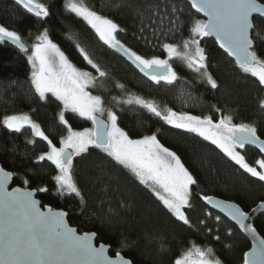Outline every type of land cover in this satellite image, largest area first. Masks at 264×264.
I'll list each match as a JSON object with an SVG mask.
<instances>
[{"label":"snow or ice","instance_id":"snow-or-ice-1","mask_svg":"<svg viewBox=\"0 0 264 264\" xmlns=\"http://www.w3.org/2000/svg\"><path fill=\"white\" fill-rule=\"evenodd\" d=\"M187 3L190 10L205 18L192 15L187 21V38L179 42L160 43L159 47L167 54L164 59L158 55L141 54L122 43L118 34L126 30L113 19L91 8L85 0H63V8L80 18L103 45L125 58L155 85L170 86L182 79L172 63L178 61L194 73L199 83L210 90L219 91L222 84L210 71V56L201 46L205 38L215 37L219 48L233 59L236 68L254 77L264 92V0H187ZM14 4L38 18L41 26L25 35L20 30L0 23V44H11L26 56L31 69L29 82L40 101H46L48 94H51L60 102L62 108L57 113V119L66 134H46L41 124L28 112L4 115L0 127L10 133L30 130L32 138L27 140L30 145H36V138L45 142L46 150L35 155L34 160L38 166L47 163L52 167L55 174L51 180L54 181L55 193L62 199L75 198L79 203L78 210L85 213L88 200L77 179L74 161L90 156V150H99V155L92 161L94 168L102 173L126 170L179 226L196 230L203 226L207 234L211 235L213 229L205 222L212 217L207 206L219 209L252 237L251 248L243 252L242 264H264V236H260L251 223L248 211L238 203L195 191L200 187V180L176 151L161 143L159 130L132 138L120 127L117 112L107 106L105 98L93 94L90 89L103 88L105 82L112 79L111 70L82 45L78 33L70 31L67 38L74 43L78 55L91 70L72 62L53 40L49 28L42 26L53 15L51 8L54 5L43 0H14ZM112 6L117 9L127 7L132 11L140 21V35L137 38L143 39L145 43H151L144 36L149 28L152 37L159 41L161 37L174 39L185 27L180 19L184 8L178 0H145L143 4L138 0H120ZM14 83L8 81L9 85ZM187 83L192 84L191 81ZM115 87L122 90L124 96L111 97L113 104L138 106L165 125L195 134L219 149L230 163L238 166V170L264 182V139L258 135L254 122L235 123L233 111L227 104L223 108L216 104L209 105L219 116L214 119L212 114L194 115L162 106L155 100L127 92L126 86L119 81ZM181 91L183 103H200V97ZM224 93L226 96L231 95L227 88ZM256 99L258 110L264 114V95ZM66 113H75L90 121L92 126L74 129L65 118ZM248 145L255 146L262 154L254 164L249 163L241 151ZM200 165L207 166L202 157ZM18 175V172L9 171L0 165V264H135L133 259L122 255V250L130 249L136 242L130 241L122 231L118 248L114 255H110L112 246L104 242L97 243V231L80 232L69 225L70 210L54 209L51 205H42L36 199L37 193L50 191L47 185L32 188L30 179L25 175L24 187L17 186L9 190V182ZM197 197L206 208L204 219L194 224L189 213L195 211L194 199ZM103 203L101 201V208ZM133 208L132 201L121 200L115 207L109 204L106 212L91 213L88 219L91 221L94 218L105 230L115 232L116 225L124 222V214L131 213ZM258 209L264 210V199L252 212ZM214 219L217 223L221 221L219 215ZM145 222L149 221L146 219ZM231 232V229L227 230L228 235ZM146 235L149 243L158 245L160 251L165 250L168 243L166 236ZM213 239L220 241L221 237L217 234ZM174 264H225V261L213 247L189 242Z\"/></svg>","mask_w":264,"mask_h":264},{"label":"trees","instance_id":"trees-1","mask_svg":"<svg viewBox=\"0 0 264 264\" xmlns=\"http://www.w3.org/2000/svg\"><path fill=\"white\" fill-rule=\"evenodd\" d=\"M43 2L54 5V7L51 8L53 15L47 18V23L42 26L49 28L53 40L60 45L73 63L78 67L91 70L78 55L74 43L67 38L70 31L78 33L82 45L93 53L98 61L109 66L112 79L107 80L103 88L90 90L93 94L102 95L105 98L107 106L117 112L118 124L131 137H140L159 130L158 138L161 143L176 151L185 165L200 180V187L195 191L234 201L244 210L250 209L264 199V182L250 177L243 170H238V166L230 163L223 153L210 142L203 141L195 134L185 133L184 130L165 125L159 118L139 109L138 106L116 105L111 102L113 96L121 98L124 96V92L115 87V83L119 81L126 86L127 92L155 100L162 106L166 105L175 111H188L194 115L212 114L214 119H218L219 116L210 109L209 105L216 104L223 108L227 104L233 111L235 123L254 122L258 135L264 137V114L258 110L256 99L264 95V92L260 90L254 77L241 73L236 68L234 62L218 48L213 39L205 38L201 46L210 56V71L222 84L219 91L210 90L208 86L199 83L194 73L180 66H175V69L182 78L181 80L170 86L155 85L135 71L119 54L113 53L103 45L94 31L80 18L67 13L63 8V0H43ZM119 2L120 0H85L91 8L113 19L126 30L118 34V39L122 43L148 56L162 57L164 51L159 44L179 42L182 38H187V21L192 15L200 17L190 10L185 0H178L180 6L184 8L180 19L185 27L176 34L174 39L161 37L159 41L152 37L149 28L144 36L151 43H145L143 39L137 38L140 35L138 31L140 21L132 11L127 7L117 9L112 6ZM138 2L143 4L145 0H138ZM0 23L11 29L20 30L25 35L28 31L35 32L36 27L41 26L38 18L27 14L11 0H0ZM145 23L148 22L145 21ZM30 71V65L24 54L11 44H0V85H3L0 86V120L6 114L28 112L34 120L41 124L46 134L63 135L65 129L57 119V113L62 105L51 94H48L46 101L39 100L29 82ZM8 81L16 83L9 85ZM188 81L192 84L189 85ZM225 88L230 90V96L225 95ZM181 90L184 94L191 92L193 96L200 97V103H183ZM33 109L35 111H32ZM66 115L74 120L75 116L72 113H66ZM76 119L79 123L82 122L79 118ZM31 138V132L28 129L21 133H10L1 127L0 165L20 174L13 177L12 186L24 187L23 177L25 175L30 179L32 188L47 185L49 192L37 193L41 204L70 210L69 223L80 232L97 231L99 235L97 242L110 244L112 246L111 255H114L118 248V240L122 231L130 241L136 242L130 249L122 250V254L133 259L135 264H174V260L189 246V242L213 247L225 264H242L243 252L248 249L249 243L226 218L207 208L212 212V217L205 221L207 226L213 229L211 235L207 234L203 226H199V230H196L177 225L155 198L126 170L102 173L94 168L92 161L99 155V150H90V156L86 155L84 159L78 158L74 161L77 165V179L88 200V208L82 214L78 210L79 203L75 198L62 199L55 193L54 181L51 180V176L55 174L52 167L47 163L36 165L35 155L45 151L46 147L45 142L39 138H36L35 146L28 144L27 140ZM50 138L53 137L50 136ZM243 151L250 162L259 156L252 149ZM201 157L206 161L207 166L201 167ZM121 200L132 201L134 208L131 213L124 214V222L116 225L115 232L105 230L94 218L91 221L88 219L91 213L106 212L109 204L115 207ZM101 201L104 202L103 208L100 206ZM194 203L195 211L190 212L189 215L196 224L198 220L204 219L206 206L198 197L194 199ZM216 215L221 217L219 223L214 219ZM146 219L149 222L146 223ZM253 225L264 236V215L259 216ZM228 229L232 230L231 235L227 234ZM146 233L166 236L168 243L165 250L160 251L158 245L149 243ZM217 234L221 237L220 241L213 239ZM225 245H231V247H225Z\"/></svg>","mask_w":264,"mask_h":264},{"label":"water","instance_id":"water-1","mask_svg":"<svg viewBox=\"0 0 264 264\" xmlns=\"http://www.w3.org/2000/svg\"><path fill=\"white\" fill-rule=\"evenodd\" d=\"M13 3H14V0H11ZM186 2H187V0H185ZM190 6V5H189ZM19 7V6H18ZM21 8V7H20ZM22 9V8H21ZM193 12H194V10H192ZM195 13V12H194ZM196 14V13H195ZM198 16H200L201 18H205V17H203L202 16V14H197ZM208 38H212L214 41H215V37H208ZM216 43V42H215ZM217 44V43H216ZM217 46H218V44H217ZM218 48H219V46H218ZM220 49V48H219ZM223 53H224V51L222 50V49H220ZM226 56H227V54L226 53H224ZM228 57V56H227ZM123 58V57H122ZM229 59H231L232 61H233V59L231 58V57H228ZM135 71H137L139 74H141L137 69H135V67L133 66V65H131L130 64V62H128L125 58H123ZM142 76H143V74H141ZM144 77V76H143ZM146 78V77H145ZM0 130H1V127H0ZM263 139V138H262ZM247 148H251V149H253V150H255V151H257L258 153H259V150L258 149H256L255 148V146H251V145H248V146H246ZM259 155H262L261 153H259ZM14 187H17V186H12V180L9 182V190H11V188H14ZM20 187V186H19ZM214 197H216V196H214ZM216 198H218V199H221V200H227V199H223V198H220V197H216ZM36 199H38V200H40L38 197H37V194H36ZM229 201H231V200H229ZM232 202H234V201H232ZM260 202V201H259ZM259 202L258 203H256L254 206H252L250 209H248V210H245V211H248L250 214H251V223L252 224H254V221L259 217V216H261V215H264V210H257L256 212H252V209L253 208H256V206L259 204ZM236 203V202H235ZM207 208H209L210 210H212V211H214V212H216L217 214H219V215H221V216H223L224 218H226L229 222H231L236 228H237V230L239 231V233L248 241V243H249V247H248V249L246 250V251H248L250 248H251V246H252V243H253V241H252V237L248 234V233H245V232H243L240 228H239V226L234 222V221H232V220H230V218H228L223 212H221L219 209H213V208H211V206H207ZM54 209H60V208H54ZM68 223H69V221H68ZM69 225L70 226H72L70 223H69ZM254 226V225H253ZM72 227H74V226H72ZM74 228H76V227H74ZM258 232V231H257ZM259 233V232H258ZM259 235L260 236H262L260 233H259ZM98 243V242H97ZM110 254V253H109ZM111 255V254H110ZM123 255V254H122ZM126 257V256H125ZM126 258H128V257H126Z\"/></svg>","mask_w":264,"mask_h":264},{"label":"rangeland","instance_id":"rangeland-1","mask_svg":"<svg viewBox=\"0 0 264 264\" xmlns=\"http://www.w3.org/2000/svg\"><path fill=\"white\" fill-rule=\"evenodd\" d=\"M199 18H201V17H199ZM201 19H203V18H201ZM31 41H29V43H30ZM161 57V56H160ZM162 59H164V58H167V54L164 52V55L161 57ZM173 63V67L175 68V66H180V67H182L183 69H187L186 67H184L181 63H179L178 61H173L172 62ZM187 70H189V69H187ZM76 118H79L82 122L81 123H79V121L74 117V120L73 119H70L69 118V116L68 115H66V119L69 121V123L73 126V128L74 129H77V130H81V129H83V128H85V127H91L92 125H91V122L90 121H86L84 118H82V117H79L78 115H76L75 113H72ZM121 127V126H120ZM66 134V130H65V132H64V134L63 135H65ZM132 138H139V137H132ZM166 146V145H165ZM166 147H168V146H166ZM244 150V149H243ZM243 150H241L242 151V153L244 154V151ZM245 155V154H244ZM257 158H260L259 156H257L256 158H255V160L257 159ZM247 159V158H246ZM248 160V159H247ZM255 160L253 161V162H250L249 160H248V162L249 163H251V164H254V162H255Z\"/></svg>","mask_w":264,"mask_h":264},{"label":"flooded vegetation","instance_id":"flooded-vegetation-1","mask_svg":"<svg viewBox=\"0 0 264 264\" xmlns=\"http://www.w3.org/2000/svg\"><path fill=\"white\" fill-rule=\"evenodd\" d=\"M212 39V38H211ZM261 138H263L264 139V137H261ZM245 149H251V148H247V147H245ZM253 150V149H252ZM257 152V151H256ZM258 153V152H257ZM259 154V153H258ZM259 157H261V155H259Z\"/></svg>","mask_w":264,"mask_h":264},{"label":"bare ground","instance_id":"bare-ground-1","mask_svg":"<svg viewBox=\"0 0 264 264\" xmlns=\"http://www.w3.org/2000/svg\"><path fill=\"white\" fill-rule=\"evenodd\" d=\"M217 45V44H216Z\"/></svg>","mask_w":264,"mask_h":264}]
</instances>
